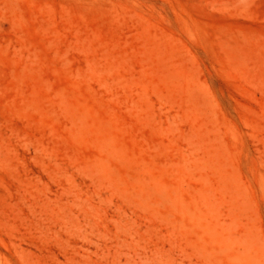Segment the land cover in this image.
<instances>
[{"label": "rangeland", "instance_id": "1", "mask_svg": "<svg viewBox=\"0 0 264 264\" xmlns=\"http://www.w3.org/2000/svg\"><path fill=\"white\" fill-rule=\"evenodd\" d=\"M0 264H264V0H0Z\"/></svg>", "mask_w": 264, "mask_h": 264}]
</instances>
